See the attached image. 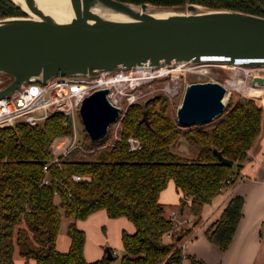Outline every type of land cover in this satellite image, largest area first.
Returning <instances> with one entry per match:
<instances>
[{
    "label": "trees",
    "instance_id": "1",
    "mask_svg": "<svg viewBox=\"0 0 264 264\" xmlns=\"http://www.w3.org/2000/svg\"><path fill=\"white\" fill-rule=\"evenodd\" d=\"M117 1L159 7L193 3L264 17V0ZM23 15L9 0H0V18ZM263 101L264 96L231 97L213 123L181 127L167 114L166 99L156 95L146 104L126 107L119 139L112 144L106 145L110 130L96 141L86 134L81 149L72 150L59 164L51 163L46 171L52 141L71 134V124L62 114L55 113L35 127L18 124L0 129V264H14L15 256L25 264L30 259L37 264H109L105 256L85 259V233L77 226V221L100 210L109 218L124 217L134 227L132 233H121L124 254L119 264H182L177 237L169 243L163 240L172 223L163 215L160 192L173 182L182 195L181 208L200 217L203 206L236 179L260 136ZM144 110L148 124L142 119ZM130 136L140 141V149L128 150ZM181 144L185 149L176 151ZM212 146L232 166L221 163ZM73 175L80 179L73 180ZM243 204L242 196H233L205 231L221 251L232 240ZM62 216L70 220L68 249L63 252L56 246ZM189 259L190 264H203Z\"/></svg>",
    "mask_w": 264,
    "mask_h": 264
},
{
    "label": "water",
    "instance_id": "2",
    "mask_svg": "<svg viewBox=\"0 0 264 264\" xmlns=\"http://www.w3.org/2000/svg\"><path fill=\"white\" fill-rule=\"evenodd\" d=\"M9 1L24 15L0 18V74L9 78L0 97L21 84L44 83L57 75L95 76L203 62L264 68L261 16L193 3L159 7L117 0H69L72 14L67 16L37 0H23L27 10ZM95 10L124 19H110ZM251 85H264V76L254 75ZM107 93V88L94 90L80 105L79 117L92 141L103 139L120 117V108L110 103ZM229 99L219 82L188 84L176 122L181 127L208 124L224 112ZM146 115L144 110L142 119L148 124ZM211 148L221 163L232 166ZM105 253L107 260L115 259L110 247Z\"/></svg>",
    "mask_w": 264,
    "mask_h": 264
},
{
    "label": "rangeland",
    "instance_id": "3",
    "mask_svg": "<svg viewBox=\"0 0 264 264\" xmlns=\"http://www.w3.org/2000/svg\"><path fill=\"white\" fill-rule=\"evenodd\" d=\"M178 65L179 64L172 65L170 68L166 67L167 73L164 74L161 72L159 73L162 68L122 70L123 76L139 79L122 82L121 87L116 86V90H113L116 98L119 100L122 107L125 108L132 103H145L154 96L160 95L164 97L168 103L167 114L172 119H176L177 107L182 101L186 86L191 83L213 81L219 82L222 85L226 84L228 93H230V98L233 97L234 100L238 96H264V87H262L259 92H253L250 88V75L258 74L256 73L259 71L256 70L257 67L240 65L230 66L229 64L215 62ZM259 73L264 76V68ZM140 76H145L146 78H140ZM233 83H235V86L232 85ZM218 117L210 123H213ZM72 126L74 127L79 142L84 141L86 132L80 117H77V115L73 118ZM109 127L111 133L108 141H114L116 124L113 123ZM184 149V146L181 144L175 150L180 151ZM169 188L170 185H167L165 191ZM161 204L163 206L164 217L169 219L172 212H177L178 219L182 217L175 205L162 202ZM69 221V219L62 216L60 232L57 239L59 250L62 249V251L67 250L68 237L66 235V229ZM78 222V226L81 227L80 229L85 233L84 255L86 254L87 257L91 259L100 260L105 256V247L108 246L115 256V259L111 260L109 264H119L120 257L124 254L121 233L123 231L130 233L131 230H133L132 223L124 217L109 218L104 211L94 212L85 220H80ZM98 253L100 256L96 258ZM15 264L24 263L19 260ZM27 264H37V262L32 259L29 260Z\"/></svg>",
    "mask_w": 264,
    "mask_h": 264
},
{
    "label": "crops",
    "instance_id": "4",
    "mask_svg": "<svg viewBox=\"0 0 264 264\" xmlns=\"http://www.w3.org/2000/svg\"><path fill=\"white\" fill-rule=\"evenodd\" d=\"M168 185V190L160 192L159 201L175 205L180 213L182 195L176 190L173 182L170 181ZM235 195L244 199L242 215L228 248L221 251L208 241L205 231L219 219L228 201ZM180 215L181 227L185 229L183 235L178 234V245L184 255L182 264H190V256L203 264H264V109L260 136L248 151L247 159L236 179L210 203L203 206L200 217L192 215L188 208L182 209ZM78 223L77 221V226ZM133 231L134 227L130 233ZM68 244L69 240L67 249ZM56 246L59 250L57 242ZM84 256L87 261L95 260L88 258L86 254ZM99 256L98 253L96 258ZM19 260L25 264L19 256H15L14 264Z\"/></svg>",
    "mask_w": 264,
    "mask_h": 264
},
{
    "label": "built area",
    "instance_id": "5",
    "mask_svg": "<svg viewBox=\"0 0 264 264\" xmlns=\"http://www.w3.org/2000/svg\"><path fill=\"white\" fill-rule=\"evenodd\" d=\"M262 69L263 68H261V70ZM261 70L256 72L258 74H251L250 79L254 75H260L259 72ZM120 74H123L122 70L106 72V74L101 73L95 76L57 75L47 79L44 83L28 82L21 84L9 95L0 97V129L15 128L18 124H27L31 127L39 126L55 113L62 114L64 117L68 116L69 122L71 123V134L56 137L52 141L50 145L52 158L49 163L43 166L44 171H46L51 163L59 164L60 159L67 156L72 150L76 148L81 149V143L72 126L73 118L75 115L79 117L80 105L86 96L94 90L107 88L108 100L112 105L119 107L122 112L119 120L115 123V141L119 139L120 120L122 114L126 110V107H122L113 91L116 90V86L121 87V83L126 82L117 79V75ZM7 82H9V78L0 74V89ZM223 86L228 91L226 84H223ZM262 87H264V85L250 86L253 92H259ZM108 130H110V127ZM112 143L113 141L107 140L106 145ZM127 143L130 152L138 150L141 147L140 141L132 136L127 138ZM72 179L79 180L80 177L73 175ZM43 183L47 184L48 179L45 178ZM177 215V212H172L170 215L169 219L172 226L163 234L164 242L169 243L176 241L175 238L178 234L185 231V229L181 227L182 221L177 218ZM183 258L184 255L182 253V259Z\"/></svg>",
    "mask_w": 264,
    "mask_h": 264
},
{
    "label": "bare ground",
    "instance_id": "6",
    "mask_svg": "<svg viewBox=\"0 0 264 264\" xmlns=\"http://www.w3.org/2000/svg\"><path fill=\"white\" fill-rule=\"evenodd\" d=\"M13 1L18 3L23 9L27 10L23 0H13ZM37 1L40 3L41 6L49 7L51 9H53V10H56V11H58L60 13L65 14L67 16H70L72 14L69 0H37ZM94 12H96L97 14H100L102 16H105L107 18H110V19H117V20L118 19H124L123 17L115 15V14H108L104 10H95ZM183 64H185V63H179V65H183ZM230 66H234V65H230ZM161 68L162 69H160L159 73L160 72L162 74L167 73V68L166 67H161ZM257 70H261V68L260 69L257 68ZM104 74H106V72H104ZM233 76H234V74H233ZM140 78H146V77L145 76H140ZM117 79H120L122 81H135V80H138L139 78L127 77V76H123V74H120V75H117ZM228 84H229V81H228ZM234 84L235 83H233L232 85H234ZM224 98H226V97H224ZM120 115H121V113H120Z\"/></svg>",
    "mask_w": 264,
    "mask_h": 264
}]
</instances>
